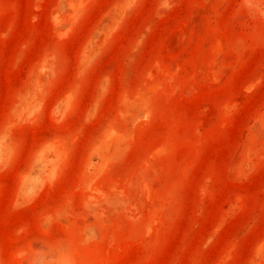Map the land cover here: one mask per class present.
Instances as JSON below:
<instances>
[{"label": "rangeland", "instance_id": "1", "mask_svg": "<svg viewBox=\"0 0 264 264\" xmlns=\"http://www.w3.org/2000/svg\"><path fill=\"white\" fill-rule=\"evenodd\" d=\"M0 264H264V0H0Z\"/></svg>", "mask_w": 264, "mask_h": 264}]
</instances>
